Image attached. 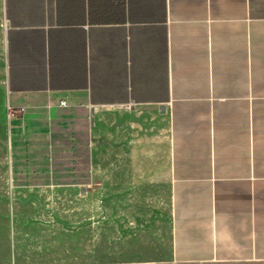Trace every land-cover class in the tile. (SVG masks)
I'll return each instance as SVG.
<instances>
[{"label":"crops","instance_id":"obj_1","mask_svg":"<svg viewBox=\"0 0 264 264\" xmlns=\"http://www.w3.org/2000/svg\"><path fill=\"white\" fill-rule=\"evenodd\" d=\"M1 4L18 157L169 203L162 257L11 264H264V0Z\"/></svg>","mask_w":264,"mask_h":264},{"label":"rangeland","instance_id":"obj_2","mask_svg":"<svg viewBox=\"0 0 264 264\" xmlns=\"http://www.w3.org/2000/svg\"><path fill=\"white\" fill-rule=\"evenodd\" d=\"M5 55L0 0V264L12 263V242L45 261L165 255L169 203L164 190L154 205L129 186H108L101 170L93 181L80 179L73 154L67 156L60 143L53 157L48 148L45 156L39 154L41 162L18 157L11 130L19 112L7 102Z\"/></svg>","mask_w":264,"mask_h":264},{"label":"built area","instance_id":"obj_3","mask_svg":"<svg viewBox=\"0 0 264 264\" xmlns=\"http://www.w3.org/2000/svg\"><path fill=\"white\" fill-rule=\"evenodd\" d=\"M60 102H61V103H63L64 101H63V100H61Z\"/></svg>","mask_w":264,"mask_h":264}]
</instances>
